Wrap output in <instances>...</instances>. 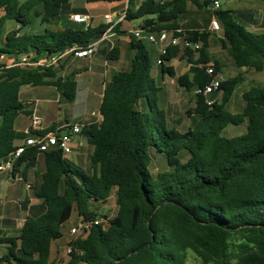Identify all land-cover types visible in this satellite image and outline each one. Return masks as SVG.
Returning <instances> with one entry per match:
<instances>
[{
	"label": "trees",
	"instance_id": "16d2710c",
	"mask_svg": "<svg viewBox=\"0 0 264 264\" xmlns=\"http://www.w3.org/2000/svg\"><path fill=\"white\" fill-rule=\"evenodd\" d=\"M67 1L0 0V53H34L38 60L73 46L87 47L106 32L109 26L101 24L20 34L31 25L30 14L37 6H43V20L48 22L59 16ZM211 1L142 0L137 8L129 1L126 20L141 21L146 32L166 31L180 39L159 56V66L161 75L175 77L170 63L184 50L180 60L190 70L177 77V84L194 94V104L185 111L192 124L183 133L176 121L169 125L159 104L161 88L151 77L147 45L131 35L134 56L129 70L116 73L106 86L102 121L82 130L93 148L92 173L71 164L56 148L40 152L29 147L15 162L12 176L22 163L32 167L40 154L45 156L46 170L36 195L46 211L28 217L15 236L0 237V247L8 244L0 264H191L189 251L201 264H264V84L245 91L242 111L231 113L227 105L243 78L225 79L219 88L221 103L209 107L193 87L202 90L210 84L208 65L221 72L220 62L210 53L212 33L179 30L181 14L191 7L206 9ZM214 16L222 30V50L232 64L263 71L264 33L248 31L231 11L216 9ZM10 20L18 30L4 38ZM184 42L200 48L194 51ZM115 54L110 52L108 59ZM58 70L0 66V163L14 149L15 123L25 113L23 86L55 87L67 103L76 98V81L58 77ZM229 126H246L247 131L229 138L223 135ZM159 155L167 167L154 174L150 168ZM112 196L115 216L101 215L106 224L92 226L84 239L71 238L72 252L65 262L52 260V243L63 237L72 214L77 213V224L94 221L99 216L90 204L106 203Z\"/></svg>",
	"mask_w": 264,
	"mask_h": 264
},
{
	"label": "crops",
	"instance_id": "0c3cea01",
	"mask_svg": "<svg viewBox=\"0 0 264 264\" xmlns=\"http://www.w3.org/2000/svg\"><path fill=\"white\" fill-rule=\"evenodd\" d=\"M141 1L142 0H132L136 8L140 5ZM214 1L218 0H212L206 9L199 10L191 7L187 12L181 14L178 19L179 30H208L212 33V37L220 40L222 36L219 31H213L211 29V21L215 17L214 10H216V8H211L210 6ZM81 2L82 6L80 7L70 6L69 1L64 3L59 16L56 18L59 24L53 26V28L55 30H85L86 25L76 23L72 20V16L74 15L88 16L91 28H97L101 24H106L104 20L105 15H111L113 25H115L114 29L111 33L107 34V37L103 34L97 40L93 41L98 42L97 51L93 57L79 59L69 56L60 65L57 76L61 78H74L77 83L76 98L73 102H65L62 94L55 87H34L25 85L21 88L20 100L23 95L31 97V102L35 105L26 106L21 100L24 105L23 110L25 113L20 116L28 117L29 123L23 125V121L18 123L16 121V140L14 145L23 144L24 140L32 135L53 132L69 124L78 125L83 130L85 126L96 123L97 119L93 116V113L100 112L103 92L106 86L116 73L127 71L130 68L131 60L134 56L131 32L139 27L140 21L137 20L139 23L136 27L132 28L125 26L124 23L129 21L126 20V18L117 23L126 14L129 3H127L126 0H81ZM239 6L238 10L235 12L232 11V9L226 10L233 12L236 20H238L242 26H248L254 33H263L264 8L257 7L252 2H249L246 6L242 4ZM218 9L222 10L221 5ZM102 10H104V13L97 15V12ZM40 14L42 15V11ZM61 14L63 15V20H60ZM96 18H98L97 21ZM56 19L54 20L57 21ZM49 24V22L44 23V30L49 28ZM15 29L18 30L17 25H15ZM9 32L11 31L6 28L4 29V38ZM147 33L148 32L145 31L143 36L145 37ZM20 34H22L21 31ZM143 40L145 41L146 39ZM152 45L159 46L158 51L160 56V49L163 45ZM112 51L116 52L115 57L113 59H108L109 53ZM213 57L220 62L222 66L221 72L225 75L227 66L233 65L229 56H227L223 50L222 55L214 56L213 54ZM158 59L156 60L155 67L161 70V67L157 65ZM9 60L10 58H8V61ZM170 65L175 71V77L169 76L172 78L170 82L172 85L177 84L178 76L184 75L190 70V65L187 64L185 60H180L178 58L171 61ZM164 77L163 75L161 76L163 81L165 80ZM175 90L180 94L181 100H185L188 92L178 84ZM219 94L220 93H215L213 96L215 97ZM52 101L59 104V109L64 111L62 117L56 120H49L45 115H42L43 104L50 105ZM164 104L166 107L165 111L168 114V123L170 126H173L178 114V109L180 110L181 108L180 100L178 102L168 101L167 103L165 101ZM34 118L38 120V124L32 127V120ZM92 153L93 148L89 146L87 136L82 131V134L75 137L72 153L65 156V158L76 167L82 169L83 166L89 173H92ZM45 170V156L40 154L32 167H28L25 163H22L15 173V176H12L9 171L0 172V237L15 236L16 232L23 227L28 217H38L46 211L43 201L36 195V190H38L42 184V176ZM33 193L36 197L32 196ZM113 199L114 197L112 196L106 203H100L108 206V210H111L112 205L108 204V202ZM69 222L70 220L65 225ZM64 226L62 230L63 237L54 241L51 247V258L57 262H65L67 260L66 248L68 242L72 238L70 237V230L74 224L68 229L67 227L64 228ZM7 246V243L1 244V247Z\"/></svg>",
	"mask_w": 264,
	"mask_h": 264
},
{
	"label": "rangeland",
	"instance_id": "374dc122",
	"mask_svg": "<svg viewBox=\"0 0 264 264\" xmlns=\"http://www.w3.org/2000/svg\"><path fill=\"white\" fill-rule=\"evenodd\" d=\"M68 1L70 2V4H69L70 6H75V7L82 6L81 0H68ZM218 1L221 5L222 10L232 9V11H234V12L238 10V8L240 7L239 5L242 4V5L246 6V5H248L249 2H252L257 7L259 6V7L264 8L263 3L259 0H218ZM41 11H43V6L39 5L31 12V14H30L31 25H29L26 28H23L21 30L22 34L31 35V34L42 33L44 31L43 25L45 22L43 20V16L40 14ZM103 13H104V10L97 12V15L103 14ZM60 20H63L62 14L60 16ZM97 20H98V18H96V21ZM48 22L50 23L48 25V27H49L48 29H50V30H54L53 26L59 24L58 20L55 21L54 19H50V21H48ZM138 23H139V21L133 20V21H126L124 24H125V26L132 28V27H136ZM15 25H17V23L15 21H11V20L7 21L5 23L4 29L6 28L10 31H16ZM244 27H246V29L248 31L253 32V30L249 29L248 26L245 25ZM219 33L220 34L222 33L221 26H220ZM258 33H261V32H258ZM1 42H3V41H1ZM145 44L147 45V48L149 50L150 57H151L152 63H153L152 70H151V77L156 81L158 87L161 88L159 104L161 107H164V109H165L166 108L164 106L165 101L167 103L168 101H177L178 102L180 100L181 108H180V110L178 109V114H177V117L175 120L176 121L175 124H176V128L179 130V132L183 133L192 124L191 119H188L185 116V111L189 107V104H190V106L193 105L194 96H193V94L188 92V95L185 97V100H183V99L181 100L180 94L178 93L177 90H175V87L177 84L172 85L170 83L172 78L165 75V77H164L165 80L164 81L162 80V78H161L162 73H161L160 68L156 69V67H155L156 60L159 58V51H158L159 46L158 45H152L147 40H145ZM222 52H223V50H222L221 43H220L219 39L212 37L211 42H210V53L212 55L214 54V56H216V55H222ZM225 53H226V51H225ZM225 71H226L225 72L226 76L223 75L224 73H222V72L219 73L222 75L223 80L228 79V78H233V77H236L238 75H241L243 78L244 82L242 81V83L237 87L235 94L233 95L231 101L227 105V110L230 111L231 113L241 112L243 107H244V101L242 99V93L249 90V88L253 85L254 86H256V85L261 86L264 84V70L263 71H255L253 69L238 68V67L232 65V66H227ZM191 96H193V97H191ZM215 97L218 99L217 104H220L222 94H219L218 96H215ZM21 100L25 103L26 106H34L35 105L33 102H31L32 101L31 97H27V96L23 95ZM53 100H54V98H53ZM41 104H43V103H41ZM58 105L59 104L55 103L54 101H52L50 105H48V104L44 105L43 104L42 115H45V117H47L49 120H52V119L56 120L57 118L62 117V115L64 114L63 113L64 111H61L59 109ZM16 121H17V123L23 121V125H27L29 123L28 117L19 116ZM246 131H247L246 126H229L224 131L223 135L230 138V137L242 135V134L246 133ZM182 156H183V154H182ZM184 160L185 159H183V161ZM166 167H167V164H166L163 156L159 155V157H157L156 159L154 158L153 168H150V169H152L154 174H157L158 172L165 170ZM82 170L85 171L87 174L89 173L85 169V167H83V166H82ZM114 201L115 200L113 199V200L108 202V204L112 205L111 210H108V208H107L108 206H105L104 204L97 203V202H92L90 204V209H91V211L96 213L99 217L101 215H106L109 218H113L117 212V207H116ZM78 220H79V218L77 216V213L74 212L72 214L70 222L67 225H65L64 228L67 227V229H68L71 225H73V224L76 225L79 222ZM70 237H69V239H70ZM4 248L5 247H1L0 256L5 251ZM67 258H68V256L66 255V259ZM187 261H188V263H191V264H201V260L191 251L188 252Z\"/></svg>",
	"mask_w": 264,
	"mask_h": 264
},
{
	"label": "built area",
	"instance_id": "2783aa9c",
	"mask_svg": "<svg viewBox=\"0 0 264 264\" xmlns=\"http://www.w3.org/2000/svg\"><path fill=\"white\" fill-rule=\"evenodd\" d=\"M129 3L130 0H126ZM214 7L218 9L220 4L218 1H214ZM126 18V14L117 22L119 23L121 20ZM72 20L79 24L86 25V28L89 27V17L83 15H74L72 16ZM104 20L106 25H108V29L104 33L105 37L107 34L111 33L114 29L113 21L111 15H105ZM116 23V24H117ZM142 22L140 21L139 27L135 28L131 35L137 40L146 39L148 42L152 44H162L163 46L160 49V55L166 54V49L168 45L176 46L179 44L180 39L171 38L170 33L166 31H160L157 33H147L144 37L143 33L145 29L140 27ZM211 29L213 31L220 30V23L214 17L211 21ZM98 42H92L87 47H79L73 46L60 54L49 55L45 58H40L38 60H34V53L23 54L20 56H10L3 53H0V66L4 65L7 67L11 66H20V67H34V68H59L62 62L69 56H73L75 58H90L96 54ZM184 46H188L194 51L200 48V44H190L184 42ZM8 58L10 60L8 61ZM7 60V61H6ZM157 65H162L161 59H158ZM206 72L208 75L212 76V80L209 85L205 86L202 90H198L204 98L205 103L209 107H213L218 103V99L213 95L215 93H219V88L223 81V77L221 74L216 73L214 66L208 65ZM93 116L96 117L97 122L100 123L102 121L101 113H93ZM38 124L37 119L32 120V127H35ZM82 134V128L78 125H66L62 129L49 132V133H39L36 135H32L26 138L21 145H15L14 149L8 154V156L1 161L0 163V172L9 171L12 172L15 162L22 156V154L29 147H35L40 152H48L51 149H59L63 153L64 156H68L73 151V146L75 144V137ZM107 219L103 217H97L94 221L88 222H80L75 225L70 230V236L74 239H84L88 236L90 229L95 225H103L107 223ZM72 252L71 246L67 245L66 255L69 256Z\"/></svg>",
	"mask_w": 264,
	"mask_h": 264
},
{
	"label": "water",
	"instance_id": "95a60500",
	"mask_svg": "<svg viewBox=\"0 0 264 264\" xmlns=\"http://www.w3.org/2000/svg\"><path fill=\"white\" fill-rule=\"evenodd\" d=\"M210 7L213 8L214 7V3H212ZM183 54H184V50H181V52H180V54L178 56V59H180ZM199 55H200V53L198 52L197 53V58H198ZM198 90H199V87L198 86L193 87V91L197 92ZM32 196L33 197H36V195L34 193L32 194Z\"/></svg>",
	"mask_w": 264,
	"mask_h": 264
}]
</instances>
